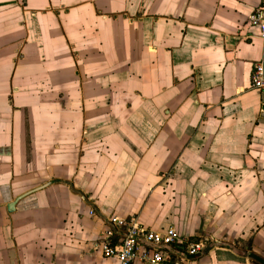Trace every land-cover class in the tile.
Segmentation results:
<instances>
[{
	"label": "crops",
	"instance_id": "1",
	"mask_svg": "<svg viewBox=\"0 0 264 264\" xmlns=\"http://www.w3.org/2000/svg\"><path fill=\"white\" fill-rule=\"evenodd\" d=\"M263 1L0 0V264H117L114 219L264 264Z\"/></svg>",
	"mask_w": 264,
	"mask_h": 264
},
{
	"label": "built area",
	"instance_id": "2",
	"mask_svg": "<svg viewBox=\"0 0 264 264\" xmlns=\"http://www.w3.org/2000/svg\"><path fill=\"white\" fill-rule=\"evenodd\" d=\"M247 24L257 31V35L264 38V1L247 17ZM250 88L264 90V64L252 65ZM114 229L107 230L105 240L101 243V253L105 258L116 260L117 264H162L163 247L183 249L184 253L193 257L203 253L201 242L189 241L179 237L173 228L164 231H152L132 222L114 219ZM124 230L122 235L116 232Z\"/></svg>",
	"mask_w": 264,
	"mask_h": 264
}]
</instances>
